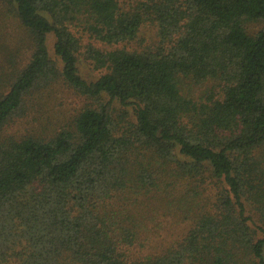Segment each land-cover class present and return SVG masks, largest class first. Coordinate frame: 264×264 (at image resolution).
<instances>
[{
  "label": "trees",
  "instance_id": "trees-1",
  "mask_svg": "<svg viewBox=\"0 0 264 264\" xmlns=\"http://www.w3.org/2000/svg\"><path fill=\"white\" fill-rule=\"evenodd\" d=\"M0 264H264V0H0Z\"/></svg>",
  "mask_w": 264,
  "mask_h": 264
},
{
  "label": "rangeland",
  "instance_id": "rangeland-1",
  "mask_svg": "<svg viewBox=\"0 0 264 264\" xmlns=\"http://www.w3.org/2000/svg\"><path fill=\"white\" fill-rule=\"evenodd\" d=\"M256 26H258L257 22H253L252 24H249L250 29L256 28ZM154 32H155L154 28L150 27V24H147L142 29L141 36H139V39H140L139 41L142 42L143 44L150 43L151 41H153V39H156V37H157V35H155ZM54 41H55L54 36L50 35L49 36V46L51 49H53ZM99 44L100 43L97 42V45H99ZM82 70L89 72V73H96L97 74L96 71L95 72L92 71V66L89 65L88 63L82 64ZM192 90L194 92H196L197 94H200V92L202 91V87L200 85H194ZM71 101H72L71 106L73 108V105H80L82 103V101H84V99H81V98L73 95ZM26 119H28V118H26ZM30 124H34L32 122V119L30 121L23 120V122H21V120H20V121L16 122V124L13 125L12 129H18V128L24 129L25 127L30 128L32 126ZM24 130H26V129H24Z\"/></svg>",
  "mask_w": 264,
  "mask_h": 264
}]
</instances>
